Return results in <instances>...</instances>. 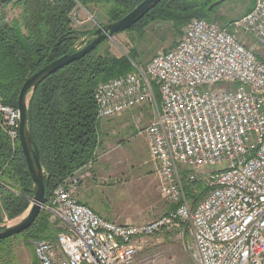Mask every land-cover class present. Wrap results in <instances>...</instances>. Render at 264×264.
Returning <instances> with one entry per match:
<instances>
[{"label": "built area", "instance_id": "built-area-1", "mask_svg": "<svg viewBox=\"0 0 264 264\" xmlns=\"http://www.w3.org/2000/svg\"><path fill=\"white\" fill-rule=\"evenodd\" d=\"M72 1L69 18L82 24ZM236 32L264 50V0L228 27L191 20L142 70L131 63L132 72L95 87L99 122L151 109L143 133L171 208L145 224L119 225L80 204L76 172L89 171L96 155L41 205L55 234L34 242L36 264H136L147 240L159 235L188 238L190 264H264V61ZM219 83L238 88L214 89ZM19 121L17 108L0 104V126L13 144Z\"/></svg>", "mask_w": 264, "mask_h": 264}, {"label": "trees", "instance_id": "trees-1", "mask_svg": "<svg viewBox=\"0 0 264 264\" xmlns=\"http://www.w3.org/2000/svg\"><path fill=\"white\" fill-rule=\"evenodd\" d=\"M143 1L76 0L84 8L106 6L110 18L108 24L120 20ZM227 1L162 0L128 31L142 30L156 20L171 21L179 29L193 19L213 21L208 18L209 14L216 4ZM9 6L20 9L17 18H6L5 11ZM74 6L72 0L51 3L46 0H18L15 3L0 0L1 105L16 109L20 89L27 78L77 51L73 46L85 33L71 28L69 15ZM97 48L48 76L32 90L29 98L26 126L43 170L45 201L58 185L96 158L101 144L100 122L96 118L93 99L95 87L133 71L131 62H135V54L129 59L114 58L99 55ZM197 189L203 191L201 182L197 183ZM34 190L19 142L13 144L0 126V232L5 229L2 226L5 218L13 220L28 209ZM54 234L47 214L40 211L32 226L17 236L29 245L36 241L51 242ZM10 239L0 241V254L4 251L2 246Z\"/></svg>", "mask_w": 264, "mask_h": 264}, {"label": "rangeland", "instance_id": "rangeland-1", "mask_svg": "<svg viewBox=\"0 0 264 264\" xmlns=\"http://www.w3.org/2000/svg\"><path fill=\"white\" fill-rule=\"evenodd\" d=\"M254 1L255 0H229L220 5L216 4L215 10L209 14L208 18L220 26L228 27L244 16L253 7ZM73 3L75 5L73 10H75L76 4L75 2ZM78 9V20L85 22L82 24H74L70 20L71 28L85 34L81 35L76 40L73 46L74 50L83 48L91 41L97 25L106 26L110 23L106 6L95 5L84 8L79 4ZM5 14L8 20H12L19 16L20 9L9 6ZM181 29L176 28L171 21L156 20L146 25L142 30L138 28L116 34L111 39L103 42L97 48V53L102 56L107 54L110 57H126L127 59H129V56L131 57L135 54L137 58L135 62L131 63H134L142 70L151 58L158 53L167 51L178 41ZM229 29L232 30L231 27ZM236 36L247 48L251 49L259 59L264 60V50L260 48L250 36L244 35L241 32H236ZM228 87L237 89L238 85L219 83L214 86V89H227ZM146 112L151 113L149 108ZM98 197L100 198V203H103L102 205L105 207L108 205L110 208H114L117 205V199H107V197L104 196L100 197L99 194ZM161 200L163 211L167 203L163 201L162 198ZM25 214L24 212L21 216L13 220L5 218L2 226L8 227L15 224L21 220ZM158 215L159 214H157L156 217ZM187 241L188 238L186 237L177 238L169 235L155 236L147 240L144 244L143 249L138 253L135 259V263L151 264L150 261L154 255H158L155 264H190L189 256L184 249V245ZM33 244L34 242L32 244L30 242L29 245H27L21 236H14L2 246L4 251L0 254V264H35Z\"/></svg>", "mask_w": 264, "mask_h": 264}, {"label": "crops", "instance_id": "crops-1", "mask_svg": "<svg viewBox=\"0 0 264 264\" xmlns=\"http://www.w3.org/2000/svg\"><path fill=\"white\" fill-rule=\"evenodd\" d=\"M147 110L148 107L135 108L101 121L98 157L89 171L83 168L76 172L80 178L77 201L119 225L145 224L171 208L166 204L162 211L158 181L143 133L153 117L151 109V113ZM98 194L117 199V205L103 206Z\"/></svg>", "mask_w": 264, "mask_h": 264}, {"label": "water", "instance_id": "water-1", "mask_svg": "<svg viewBox=\"0 0 264 264\" xmlns=\"http://www.w3.org/2000/svg\"><path fill=\"white\" fill-rule=\"evenodd\" d=\"M160 1L162 0H144L120 20L108 24L106 26L97 25V28L93 33V38L83 48L73 54L65 55L59 58L52 64L41 68L25 80L20 89L17 99V110L20 114L18 135L19 144L25 157L31 180L35 187L34 198L28 209L25 211V216L15 224L5 227V229L0 232V241L17 236L28 228H30L41 211V205L45 203L43 170L40 164L37 148L32 139L31 132L27 129L26 126L28 120L27 106L29 98L32 94V90L37 85H39L44 79H46L51 74L55 73L57 70L89 55L100 44H102L106 40L111 39L116 34L129 30L131 27L137 24Z\"/></svg>", "mask_w": 264, "mask_h": 264}, {"label": "bare ground", "instance_id": "bare-ground-1", "mask_svg": "<svg viewBox=\"0 0 264 264\" xmlns=\"http://www.w3.org/2000/svg\"><path fill=\"white\" fill-rule=\"evenodd\" d=\"M17 142H19V135H18V140H17ZM17 142H16V143H17Z\"/></svg>", "mask_w": 264, "mask_h": 264}]
</instances>
